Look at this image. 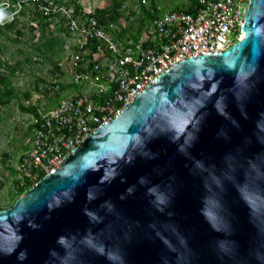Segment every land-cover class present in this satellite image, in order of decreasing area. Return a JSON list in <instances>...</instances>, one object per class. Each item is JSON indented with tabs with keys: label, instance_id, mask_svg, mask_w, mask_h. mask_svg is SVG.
I'll return each mask as SVG.
<instances>
[{
	"label": "water",
	"instance_id": "obj_1",
	"mask_svg": "<svg viewBox=\"0 0 264 264\" xmlns=\"http://www.w3.org/2000/svg\"><path fill=\"white\" fill-rule=\"evenodd\" d=\"M0 209V264H264V0Z\"/></svg>",
	"mask_w": 264,
	"mask_h": 264
},
{
	"label": "built area",
	"instance_id": "obj_2",
	"mask_svg": "<svg viewBox=\"0 0 264 264\" xmlns=\"http://www.w3.org/2000/svg\"><path fill=\"white\" fill-rule=\"evenodd\" d=\"M140 2L138 26L130 27L123 7L116 17L113 11L97 13L101 7L90 8L80 0L2 1L0 8L12 18L1 26L31 8L45 18L47 30L58 28L70 37L55 76L66 72L65 83L76 87V93L49 111L29 115L28 146L16 159L8 158L14 193L57 170L157 77L188 57L224 52L240 40L249 0H193L192 12H158L145 7L148 0ZM35 88L42 98L62 91L56 80L37 82Z\"/></svg>",
	"mask_w": 264,
	"mask_h": 264
},
{
	"label": "rangeland",
	"instance_id": "obj_3",
	"mask_svg": "<svg viewBox=\"0 0 264 264\" xmlns=\"http://www.w3.org/2000/svg\"><path fill=\"white\" fill-rule=\"evenodd\" d=\"M0 0V6H2ZM90 8H109L113 0H80ZM122 2L123 16L127 17V25L130 27L138 26L137 17L140 15L141 0H116ZM149 4L145 7H153L158 12L168 10H185L193 0H148ZM135 13V15H134ZM130 16V17H128ZM36 14L31 8H26L24 14L18 16V29L22 31L19 42L10 39L15 37L14 33H9L10 39L0 37V74L9 75V69L1 65H14L15 73L10 76L11 85L20 94L19 99H13L11 102L0 106V206L10 207L15 201L11 192L13 175L7 169L9 165L8 158L16 159L28 146V140L31 132L28 129V120L30 113L20 109L19 104L24 106L30 104L38 107V112L45 113L52 109L62 98H67L76 93L75 88H70L65 84L68 75L61 71V76H55L59 62L62 61L66 49L64 45L70 40V37L61 29L52 30L54 40L61 42L55 43L51 51H43L38 54L35 50L38 44V37L42 24L38 20H33ZM137 18V19H135ZM31 22L35 23L34 26ZM29 25H32L34 31L31 32ZM46 31H48L46 29ZM48 35L50 32L47 33ZM56 65V67H55ZM38 79L44 82L56 80L62 87V91H55L51 96L42 98L36 92V82ZM25 91L31 92V97L27 100L22 96ZM5 154H8L4 160Z\"/></svg>",
	"mask_w": 264,
	"mask_h": 264
},
{
	"label": "trees",
	"instance_id": "obj_4",
	"mask_svg": "<svg viewBox=\"0 0 264 264\" xmlns=\"http://www.w3.org/2000/svg\"><path fill=\"white\" fill-rule=\"evenodd\" d=\"M7 1L13 3L16 0H7ZM121 6H122V2L113 0L111 6L109 8L96 9V12L97 13H106L108 11H113L117 17L120 15L119 9L121 8ZM3 10L7 13V11L5 9H3ZM185 11L186 12H192L193 11L192 6L190 5L187 9H185ZM20 14L21 15L24 14V10H22L20 12ZM148 16H149V13H148ZM33 20H38L42 24V27L40 30V35L37 39L39 41L38 42L39 45L37 47H35V50L37 51L38 54L42 53L41 50L47 51V52L51 51L53 49L54 44L56 42L60 43L61 41L60 40H58V41L54 40V37L52 35V30L49 29L48 31H46V27H47L48 23L45 21L44 17H42L39 14H36V17ZM18 24H19V20L17 17L14 20H12L11 22L5 23L3 26L0 25V37H3L5 39H10L8 34L12 32L15 34V37H13V39H10V40H12L14 42H19V40H20L19 38H21L23 33L20 29L17 28ZM29 29L31 32L34 31V28L32 27V25H29ZM48 32H50L49 35L47 34ZM1 65L5 66L6 68L9 69V75L0 74V106L8 104L13 99H19V95H20L15 90V88L11 85V81H10V76H12L15 73L16 67L14 65H6L3 62H1ZM55 67H56V65H55ZM41 81H43V80H41V79L37 80V82H41ZM22 96L28 100L31 97V92L25 91L22 93ZM19 106H20V109L24 112H27V113H30V114H33L36 116L39 114L38 107L36 105L30 104L28 106H24V105H22V103H20ZM30 128L31 127L29 126L28 129L30 130ZM7 155L8 154L3 155L4 160L7 157ZM7 169L9 170V172L11 174L14 173L13 168L7 166ZM11 192L13 195V200H15L16 198H18V196L21 193H24L25 191L19 190L17 193H14L11 190ZM0 209H3V207L0 206Z\"/></svg>",
	"mask_w": 264,
	"mask_h": 264
},
{
	"label": "clouds",
	"instance_id": "obj_5",
	"mask_svg": "<svg viewBox=\"0 0 264 264\" xmlns=\"http://www.w3.org/2000/svg\"><path fill=\"white\" fill-rule=\"evenodd\" d=\"M11 16L7 14L2 8H0V24L4 23L6 19L11 20Z\"/></svg>",
	"mask_w": 264,
	"mask_h": 264
},
{
	"label": "crops",
	"instance_id": "obj_6",
	"mask_svg": "<svg viewBox=\"0 0 264 264\" xmlns=\"http://www.w3.org/2000/svg\"><path fill=\"white\" fill-rule=\"evenodd\" d=\"M56 70H58V68H56ZM36 83H37V82H36ZM65 84H66V83H65ZM69 87H70V88H73V89L76 88L74 85H69ZM60 88L62 89L61 85H60ZM57 103H58V102H57ZM55 106H56V104H55ZM55 106H54V107H55Z\"/></svg>",
	"mask_w": 264,
	"mask_h": 264
},
{
	"label": "bare ground",
	"instance_id": "obj_7",
	"mask_svg": "<svg viewBox=\"0 0 264 264\" xmlns=\"http://www.w3.org/2000/svg\"><path fill=\"white\" fill-rule=\"evenodd\" d=\"M243 37V32H242V34H241V38Z\"/></svg>",
	"mask_w": 264,
	"mask_h": 264
}]
</instances>
